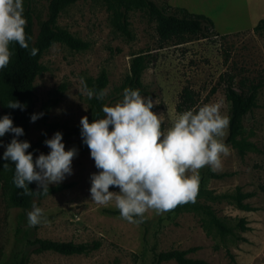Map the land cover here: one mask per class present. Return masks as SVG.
I'll return each instance as SVG.
<instances>
[{"label":"rangeland","instance_id":"obj_1","mask_svg":"<svg viewBox=\"0 0 264 264\" xmlns=\"http://www.w3.org/2000/svg\"><path fill=\"white\" fill-rule=\"evenodd\" d=\"M37 22L44 18L48 0H27ZM172 8L184 7L210 17L213 26L197 36L158 39L154 22L143 10L129 12L133 37L128 39L114 31L102 0H77L66 6L57 24L89 42L85 50H72L61 43L52 44L41 56L45 69L34 79V111L53 100L46 115L29 124V139L37 144L34 159L48 154L42 136L51 138L50 123L80 126L89 116L84 76H96L101 69L108 74L104 91L106 104L122 100L116 88L128 72L136 53L146 55L141 80L148 94L158 101L154 112L163 113L167 129L183 113L177 109L185 89L191 91L194 107L219 103L227 115L229 100L225 87L247 92L255 88L256 104L243 118L244 135L252 147L241 154L229 146L222 157V168L199 170L200 183L213 194L233 193L236 188L248 196L243 199L249 209L236 206L231 198L199 202L209 206L216 216L230 226L233 233L220 235L203 214L194 211L165 212L149 210L143 222L129 223L120 216L114 202L103 206L91 200L90 176L99 170L81 135L63 136L65 149L75 147L78 155L72 162V174L61 183L70 186L38 199L33 197L27 209L8 206L0 195V264H179L174 260L157 262L155 253L184 249L190 258L208 264H264V28L255 30L264 18V0H155ZM62 86V88H60ZM228 133V129H227ZM0 151L7 143L0 137ZM54 185V184H51ZM118 192L119 188L110 187ZM33 201L44 210L48 223L35 227L27 224ZM245 220V228L236 225ZM37 238L56 241L90 242L100 246L88 253L61 254L51 250L36 251Z\"/></svg>","mask_w":264,"mask_h":264},{"label":"clouds","instance_id":"obj_2","mask_svg":"<svg viewBox=\"0 0 264 264\" xmlns=\"http://www.w3.org/2000/svg\"><path fill=\"white\" fill-rule=\"evenodd\" d=\"M23 0H0V70L6 68L13 55L10 45L15 43L28 49L31 39L25 31ZM32 48L30 55L35 56ZM89 99L103 100L106 93L87 89ZM158 101L145 97L139 89L126 87L123 98L114 106H102V118L89 122L81 117V137L90 150V156L99 170L91 174V200L103 206L114 202L120 216L129 223L143 222L149 210L157 214L173 211L188 202H195L199 191V170L222 168V157L230 154L223 141L230 117L222 114L219 103H208L196 110L178 115L171 126L163 127V113L153 111ZM7 107L25 110L18 100ZM44 115L33 113L31 122ZM12 133L13 138L3 153L5 161L14 164L13 183L23 189V195L49 194V185L60 184L72 174V162L78 155L73 147L65 149L63 134L59 131L44 143L48 154L35 159L27 149V140H19L24 129L15 126L10 115L0 118V137ZM3 142L0 141V144ZM8 167V163L3 165ZM35 182L37 190L29 188ZM110 187L119 188L118 192ZM48 223L44 210L33 201L27 213V224L35 227Z\"/></svg>","mask_w":264,"mask_h":264},{"label":"trees","instance_id":"obj_3","mask_svg":"<svg viewBox=\"0 0 264 264\" xmlns=\"http://www.w3.org/2000/svg\"><path fill=\"white\" fill-rule=\"evenodd\" d=\"M77 0H48L44 18L37 22V30L34 33V15L29 7V2L23 0L24 16L27 19L25 31L31 39L28 41L29 48H21L18 44H11L10 49L13 52L9 65L0 70V118L4 115H10L15 126L24 129V134L18 137L19 140H27L31 147L27 149L33 154L36 145L29 139L30 117L34 111V79L40 74L45 66L41 63L40 58L43 53L54 43H61L72 50H85L89 47V42L75 36L65 28L57 24V18L60 12L68 5ZM106 10L108 11L109 22L114 31L122 36L131 39L133 37L130 29L129 12L133 9L143 10L149 20L154 22L155 31L160 41H165L173 37L184 39L185 36H197L202 33L204 28L213 26L210 17L202 13H194L184 7L176 6L172 8L169 4H158L155 0H102ZM209 28V27H208ZM264 28V18L257 21L254 26L255 30ZM32 48H36L37 54L31 56ZM146 65V55L136 53L133 55L128 72L126 73L121 84L116 88L119 95L123 97V90L126 87L139 89L141 93L148 94L141 80V74ZM83 86L87 89H93L99 93L104 91L108 84V74L105 69H101L96 76H84ZM62 88V86L60 87ZM226 96L230 102L227 116L230 117L228 133L225 139L226 143L238 149L243 154L253 145L244 135L243 118L256 104L255 88L248 89L247 92L235 89L231 84L225 87ZM18 100L21 104L26 105L25 110L12 109L7 107L9 101ZM89 108V122L94 119L102 118V106L106 104L105 99L97 100L95 97L89 99L87 96ZM53 104V100L48 99L41 105V111L46 115L49 107ZM195 105L191 91L185 89L181 95L177 109L181 112L191 110ZM155 108V107H154ZM153 108V109H154ZM49 129L61 132L64 137L81 135V125L68 127L56 123H50ZM46 134V133H45ZM45 134L42 136L39 144H43L46 140ZM6 143H10L13 138L12 133L6 134L4 137ZM4 150L0 151V195L5 203L10 207H19L27 209L30 206L31 199H38L56 193L70 186L69 183H60L49 185V194L32 196L23 195V189L17 188L13 183L15 172L14 164L11 161L3 159ZM8 163V167L3 165ZM29 188L33 191L37 190L35 182L29 184ZM202 196L211 199L231 198L237 207L241 209H249L247 203L243 199L248 196L247 193L241 192L238 188L233 193L213 194L206 190L203 186L199 187L198 195L195 202H188L176 207L171 212L194 211L207 217L210 224L216 229L220 235L233 233L230 226L221 221L214 211L207 205L199 202ZM119 213V212H117ZM237 226L245 228V220L238 219ZM36 251L51 250L61 254H81L88 253L100 246L99 240L90 242H73V241H56L46 238H37ZM184 249H170L155 253L157 262L174 260L179 264H208L207 261L198 258H190ZM21 260L20 264H23ZM111 264H119L114 260Z\"/></svg>","mask_w":264,"mask_h":264}]
</instances>
